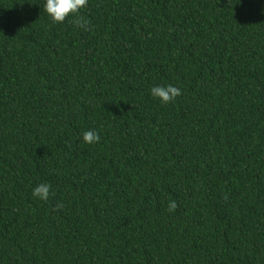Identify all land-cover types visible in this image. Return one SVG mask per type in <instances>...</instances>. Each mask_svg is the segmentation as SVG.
I'll list each match as a JSON object with an SVG mask.
<instances>
[{
	"label": "trees",
	"instance_id": "obj_1",
	"mask_svg": "<svg viewBox=\"0 0 264 264\" xmlns=\"http://www.w3.org/2000/svg\"><path fill=\"white\" fill-rule=\"evenodd\" d=\"M44 2L0 0V264H264V0Z\"/></svg>",
	"mask_w": 264,
	"mask_h": 264
},
{
	"label": "clouds",
	"instance_id": "obj_2",
	"mask_svg": "<svg viewBox=\"0 0 264 264\" xmlns=\"http://www.w3.org/2000/svg\"><path fill=\"white\" fill-rule=\"evenodd\" d=\"M88 0H45L44 12L49 16L53 23H63L66 19L80 17L81 10L86 8ZM79 27L87 30V21L79 18L76 20ZM152 97L159 100L162 104L174 102L181 95V89L172 85H156L150 89ZM101 137L97 131L88 130L82 133V141L85 144H95ZM54 193L51 191L49 183H39L32 191V195L39 201H48ZM177 203L171 201L168 205L169 211H174Z\"/></svg>",
	"mask_w": 264,
	"mask_h": 264
}]
</instances>
